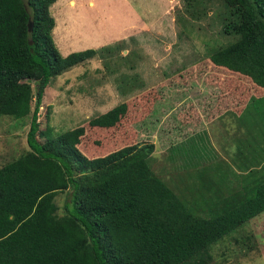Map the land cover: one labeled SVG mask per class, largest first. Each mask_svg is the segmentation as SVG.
Here are the masks:
<instances>
[{
  "label": "trees",
  "instance_id": "obj_1",
  "mask_svg": "<svg viewBox=\"0 0 264 264\" xmlns=\"http://www.w3.org/2000/svg\"><path fill=\"white\" fill-rule=\"evenodd\" d=\"M56 1L0 0V116L31 114L29 149L0 166V264H220L213 261L211 245L264 212V0H222L223 30L233 40L208 52L214 66L246 76L254 85L243 108L230 112L244 132L232 160L250 176L246 182H253V193L238 203L221 199L228 205L208 216L191 211L152 171V144L88 158L77 147L83 126L39 142V108L51 79L97 53L95 48L60 53L50 12ZM215 92L213 105L198 107L204 117L215 118L212 127L228 118V87L219 85ZM252 105L255 111L249 112ZM125 112L123 102L89 124L111 127ZM247 117L250 122L243 124ZM186 139L175 145L182 159L197 162L192 155L198 158L202 150L205 157L214 154L205 139L191 147ZM188 168L193 173L186 171L187 179L208 176L198 184L212 186L207 198L213 197L217 185L207 168ZM63 191L59 214L55 198Z\"/></svg>",
  "mask_w": 264,
  "mask_h": 264
},
{
  "label": "rangeland",
  "instance_id": "obj_2",
  "mask_svg": "<svg viewBox=\"0 0 264 264\" xmlns=\"http://www.w3.org/2000/svg\"><path fill=\"white\" fill-rule=\"evenodd\" d=\"M224 11L222 0H57L50 12L57 24L53 39L60 53L86 48L97 53L51 79L39 108V142L83 126L77 147L88 158L124 146L152 144L148 159L152 171L201 216L214 215L228 205L221 199L238 203L252 195L253 182H246L250 176L232 160L244 132L237 130L230 112L237 114L243 108L254 85L246 76L208 60L212 48L233 40L223 30ZM222 84L228 87V120L209 129L215 118H203L192 107L213 105L216 88ZM123 102L126 112L115 125L89 124ZM250 111H255L253 105ZM30 117L0 116V166L29 149ZM242 122L249 123L250 118ZM254 125L262 129L260 123ZM185 138L187 147L205 139L214 154L205 157L202 150L198 158L192 155L197 162L182 159L174 152L180 151L175 145ZM188 167L207 168L217 185L215 198H207L212 186L198 184L208 176L187 179L186 171L193 173ZM66 192L55 198L59 214ZM209 252L220 264H264V212L215 242Z\"/></svg>",
  "mask_w": 264,
  "mask_h": 264
},
{
  "label": "crops",
  "instance_id": "obj_3",
  "mask_svg": "<svg viewBox=\"0 0 264 264\" xmlns=\"http://www.w3.org/2000/svg\"><path fill=\"white\" fill-rule=\"evenodd\" d=\"M90 3V2H89ZM55 25L57 26V24L55 23ZM56 26H54V28H53V30L55 31V29H56ZM53 30H52V35H53ZM68 34H70V31L68 32ZM67 34V35H68ZM98 42V41H97ZM96 43V42H95ZM85 45V44H84ZM88 45H96V44H92V43H90V44H88ZM84 48V47H83ZM204 105V107H205V105L206 104H203ZM198 107H199V103H198ZM199 111H200V109L199 108H197ZM200 115H203V118H204V114L200 111ZM228 120V118L227 117H225V121H227ZM204 121H205V119H204ZM204 121H201V122H204ZM210 128H212V124L210 123L209 124V129ZM207 128H205V130H206Z\"/></svg>",
  "mask_w": 264,
  "mask_h": 264
},
{
  "label": "water",
  "instance_id": "obj_4",
  "mask_svg": "<svg viewBox=\"0 0 264 264\" xmlns=\"http://www.w3.org/2000/svg\"><path fill=\"white\" fill-rule=\"evenodd\" d=\"M29 30H31V26L29 27Z\"/></svg>",
  "mask_w": 264,
  "mask_h": 264
}]
</instances>
